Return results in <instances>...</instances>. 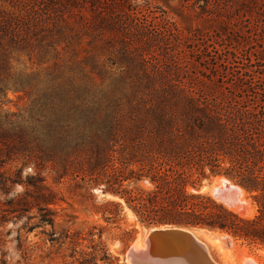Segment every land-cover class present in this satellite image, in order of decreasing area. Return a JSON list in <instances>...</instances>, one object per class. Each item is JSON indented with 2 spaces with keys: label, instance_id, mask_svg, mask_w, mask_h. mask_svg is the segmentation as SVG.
<instances>
[{
  "label": "trees",
  "instance_id": "trees-1",
  "mask_svg": "<svg viewBox=\"0 0 264 264\" xmlns=\"http://www.w3.org/2000/svg\"><path fill=\"white\" fill-rule=\"evenodd\" d=\"M173 1L0 0V96L32 98L28 118L0 112L3 222L36 210L29 231L55 225L56 195L43 178L24 182L23 168L7 169L22 162L102 188L144 227L220 231L264 248V74L254 81L251 59L235 66L250 31L263 30L264 0ZM20 53L67 60L41 79L12 73ZM217 177L249 194L257 214L202 193ZM122 211L108 201L104 214Z\"/></svg>",
  "mask_w": 264,
  "mask_h": 264
},
{
  "label": "rangeland",
  "instance_id": "rangeland-1",
  "mask_svg": "<svg viewBox=\"0 0 264 264\" xmlns=\"http://www.w3.org/2000/svg\"><path fill=\"white\" fill-rule=\"evenodd\" d=\"M181 4L180 0L172 2V5L178 7ZM174 17L183 28L199 26L188 17L176 15ZM200 28L204 29L203 26ZM250 32L248 40L250 45L247 49H241L243 51L239 56L240 63H236L235 66L243 69L241 63L251 59L252 64L255 65L251 75L257 83V77L264 74V60L256 64L259 56L264 59V27L259 33L254 29ZM212 45L217 47L214 42ZM66 60L67 56L64 55L56 61L51 55L42 59L30 58L25 53H20L12 56L10 67L12 73L16 75H31L44 79L45 75L55 68V63ZM202 65L197 64L199 72ZM260 87H262L260 84L256 86L257 89ZM31 104V96L21 91L8 90L6 98L0 96V112L28 118ZM7 169H12L13 174L16 170L22 169L24 182L39 174L44 184L56 195V204L50 206V209L56 213V218L54 227L45 225L31 231L29 226L35 225L38 220L33 218L29 221L28 218L36 216V210L22 216H9L6 222L0 218V264H129L126 260L129 248L139 239H144L150 228L140 225L122 200L95 193L94 190L98 187L89 189L80 179L60 178L62 171L53 168L52 165H45L42 168L34 165L23 167L22 162H18L8 166ZM215 179L204 180L201 192L214 199V192H220L236 205L241 206L242 214H237L245 218H252L257 214V205L241 187L243 192L238 191L235 188L238 185L232 181L234 187L230 184L217 183ZM141 186L148 188L146 183ZM24 192L25 186H15L12 190L14 195ZM108 201L120 202L123 205L120 215L110 220L107 219L109 215L104 214ZM194 231L203 233V230L199 229ZM126 233L128 235H125ZM200 240L207 243L211 256L220 264H240L245 250L247 254L256 256L264 264V257L261 256L264 248L251 247L235 240L236 247L232 250L231 261L225 263L222 254L213 244L211 245L203 236H200Z\"/></svg>",
  "mask_w": 264,
  "mask_h": 264
},
{
  "label": "water",
  "instance_id": "water-1",
  "mask_svg": "<svg viewBox=\"0 0 264 264\" xmlns=\"http://www.w3.org/2000/svg\"><path fill=\"white\" fill-rule=\"evenodd\" d=\"M94 192L109 195L104 194L102 188H97ZM202 230L221 233L234 239L220 231ZM126 260L129 264H220L213 259L206 243L198 239L191 229L176 226L150 227L144 238L143 248L137 250L130 247Z\"/></svg>",
  "mask_w": 264,
  "mask_h": 264
},
{
  "label": "bare ground",
  "instance_id": "bare-ground-1",
  "mask_svg": "<svg viewBox=\"0 0 264 264\" xmlns=\"http://www.w3.org/2000/svg\"><path fill=\"white\" fill-rule=\"evenodd\" d=\"M215 180H216L217 183H220V184H225V185L226 184H230V185H233L230 181H228L224 177H222V178L221 177H218ZM220 186H222V185H220ZM233 187H234V185H233ZM235 188H237L238 191L243 192V190L240 187L236 186ZM218 189H220V188H218ZM213 195H214V197H215V199L217 201L223 203L230 210H232V211H234L236 213L242 214V211H241L242 208H241V206H239V204L236 205L234 203V201H232L230 198L229 199L226 198L225 196H223L222 194H220V192L219 193L218 192L217 193L214 192ZM108 197L115 199L112 196H108ZM194 230H196V229H191V232L198 239H200V236H203L208 242L211 243V245L213 244V246H215L220 251V253L223 256V259H224L225 263H229V261H231L232 250L236 247V243H235L236 241L234 239H231L229 237H226V235H223L221 233H212V232H208V231L203 230V233H204L203 234V233H200L198 231L195 232ZM199 230H202V229H199ZM145 236H144V238H145ZM143 241H144V239H142V238L139 239V241H137L133 245V247L135 249H137V250L142 249L143 248ZM206 245H207V243H206ZM245 251H243V257L241 259L240 264H262L261 261L259 260V258H257L256 256H253V255H249ZM261 256L264 257V250L261 251Z\"/></svg>",
  "mask_w": 264,
  "mask_h": 264
}]
</instances>
